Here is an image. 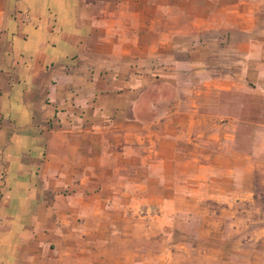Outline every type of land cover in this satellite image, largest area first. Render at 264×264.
<instances>
[{
	"label": "crops",
	"instance_id": "crops-1",
	"mask_svg": "<svg viewBox=\"0 0 264 264\" xmlns=\"http://www.w3.org/2000/svg\"><path fill=\"white\" fill-rule=\"evenodd\" d=\"M261 166L264 0H0V264H261Z\"/></svg>",
	"mask_w": 264,
	"mask_h": 264
},
{
	"label": "rangeland",
	"instance_id": "rangeland-1",
	"mask_svg": "<svg viewBox=\"0 0 264 264\" xmlns=\"http://www.w3.org/2000/svg\"><path fill=\"white\" fill-rule=\"evenodd\" d=\"M256 194L250 200L243 202L242 219L244 221V236L249 240L251 237L256 238L257 233L261 239L254 246V252L264 256V166L260 167L259 179L254 183ZM257 220V224L252 222ZM251 251V250H250ZM264 264V260L261 261Z\"/></svg>",
	"mask_w": 264,
	"mask_h": 264
}]
</instances>
